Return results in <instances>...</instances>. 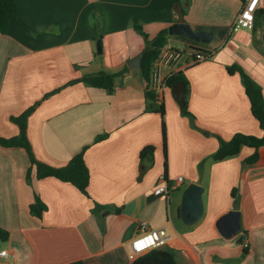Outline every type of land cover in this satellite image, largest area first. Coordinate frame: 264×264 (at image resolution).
<instances>
[{"label":"crops","instance_id":"crops-1","mask_svg":"<svg viewBox=\"0 0 264 264\" xmlns=\"http://www.w3.org/2000/svg\"><path fill=\"white\" fill-rule=\"evenodd\" d=\"M17 2L18 20L0 32V136L18 135L12 116L40 101L28 123L35 155L60 167L87 147L91 182L86 195L56 177L39 179L35 169L28 175L27 150L0 142V226L10 232L7 241H0V251L9 252L0 256V264H130L131 241L143 221L167 226L165 245L179 251L183 264H264V146L255 162H246L257 150L246 145L238 156L208 161L200 169L219 149L220 138L231 140L238 132L263 135L241 73L228 70L240 65L264 92V25L231 29L247 1ZM177 2L194 29L214 33L210 42L177 36L211 54L195 62V52L185 51L176 69L190 82L189 109L195 118L182 114L170 87L159 100L150 99L141 70L128 64L147 45L136 27L156 37L177 22ZM100 72L117 74L113 89L83 79ZM147 145L156 147L154 162L142 174L141 151ZM163 174L169 190L157 194ZM192 182L205 186V213L189 225L181 206ZM235 187L242 230L227 238L217 221L237 209ZM37 195L48 206L42 217L31 211ZM97 204L101 207L95 210Z\"/></svg>","mask_w":264,"mask_h":264},{"label":"trees","instance_id":"trees-1","mask_svg":"<svg viewBox=\"0 0 264 264\" xmlns=\"http://www.w3.org/2000/svg\"><path fill=\"white\" fill-rule=\"evenodd\" d=\"M247 1V0H243ZM264 15V8H258L256 12V25L262 23V17ZM18 20V2L17 0H0V32H6L13 21ZM256 27V26H255ZM139 33H141L146 39V53L143 59V67L141 69L142 76L144 80L147 82V94L150 99L159 100L160 96L157 91L152 87V72L154 68V62L159 55L161 49L166 46L168 37L170 36L169 29H163L159 34L151 38L149 33L146 32L143 26L136 27ZM184 37V36H182ZM195 48V53H192V58L195 62H200L204 60L202 57L207 59L211 56L208 50L202 48ZM127 69L128 66H127ZM228 70L231 73L240 72L242 75L243 84L246 89V93L249 96L251 101V109L253 115L258 119L261 128L263 129V135L257 136L253 134H246L242 132L236 133L231 140H225L220 138V147L217 151H215L208 158L203 160L200 164V169L202 170L204 164L208 161L217 162L229 159L231 157L238 156L243 147L248 145L255 147L256 152L249 157L246 162H255L259 159L260 147L264 146V92L262 86L248 73L246 72L240 65L235 64L228 66ZM117 74L109 73V72H100L97 74H91L83 77L85 81L89 84L102 87L106 89H113L114 82ZM183 81L187 85V97L186 104L181 106L182 114L189 115L195 118L194 114L189 109V100L188 95L190 92V82L187 79L184 72H176L169 80V84L172 86L176 81ZM53 93V92H52ZM52 93H49L45 96V98L49 97ZM40 104V101L29 107L23 113L19 115L12 116V121L15 122L20 127V133L13 137H3L0 136V142L4 146L12 147V146H21L24 147L30 157L31 167L29 168L28 175L32 173L35 169L37 177L39 179L47 178V177H56L62 181L70 182L75 185L78 189H80L84 194L90 195L89 193V185L91 182V171L85 159V152L87 147L74 156L66 165L64 166H54L52 164L46 163L37 158L34 153L32 143L29 139L28 135V123L29 117L36 110L37 106ZM164 116L166 113L165 105L162 103L160 105L159 110ZM105 135L99 137V140L104 138ZM163 137H164V145L165 152L167 157V127L165 123V119L163 120ZM156 147L154 145H147L141 151V161L143 165L146 167H150L154 162V153ZM168 164L166 158V166ZM143 174V173H142ZM233 197L235 206L238 209L239 204V188L235 187L233 189ZM101 205L97 204L95 210L100 208ZM48 208L47 204L41 199L39 195L36 196V201L31 205V211L33 214L42 217L44 211ZM10 237L9 230L0 226V241H7ZM249 252L248 248H245V253ZM65 264H86L82 260L72 261ZM130 264H183L179 260V251L175 248H172L168 245H162L156 248L151 249L147 253L140 256L138 259L132 261Z\"/></svg>","mask_w":264,"mask_h":264},{"label":"built area","instance_id":"built-area-1","mask_svg":"<svg viewBox=\"0 0 264 264\" xmlns=\"http://www.w3.org/2000/svg\"><path fill=\"white\" fill-rule=\"evenodd\" d=\"M260 0H247L239 16L232 26V32H236L242 28L253 30L256 25V12L259 8ZM186 55L184 50L164 46L159 52L158 57L154 62L152 72V87L157 91L159 96H162L164 91L171 87L169 84L170 78L177 72L178 63ZM205 59V57H202ZM180 176L178 181H182ZM163 183L160 184L155 192L157 194L165 193L169 190V185L166 183V175H162ZM169 238L167 226H152L148 222L143 221L140 225V230L131 241V248L129 251V258L134 261L143 254L147 253L153 248L165 245ZM245 248L251 250V246L246 241ZM0 256H9L7 250L0 251Z\"/></svg>","mask_w":264,"mask_h":264},{"label":"water","instance_id":"water-1","mask_svg":"<svg viewBox=\"0 0 264 264\" xmlns=\"http://www.w3.org/2000/svg\"><path fill=\"white\" fill-rule=\"evenodd\" d=\"M178 3L176 10L179 13L177 22L169 26L170 35L184 36L188 39L201 42H210L214 37V33L210 30H196L193 28L185 18L184 6ZM264 25V15L262 17ZM264 40V35H263ZM98 51L103 52V40L98 41ZM146 50L141 51L138 55L131 58L129 67L131 69L141 70L143 67V59ZM77 81V80H76ZM170 88L176 100L181 106L186 104L187 85L183 81H176ZM146 171V166H142V173ZM205 186L198 182L190 183L184 191L183 201L181 206V217L183 221L189 225L197 223L205 213L204 201ZM217 226L220 232L227 238L235 237L242 230L241 211L233 209L222 215L218 221Z\"/></svg>","mask_w":264,"mask_h":264},{"label":"rangeland","instance_id":"rangeland-1","mask_svg":"<svg viewBox=\"0 0 264 264\" xmlns=\"http://www.w3.org/2000/svg\"><path fill=\"white\" fill-rule=\"evenodd\" d=\"M263 40V39H262ZM169 45L172 47L179 48L186 52H195L196 49L192 48L191 45L177 37V35H171L170 40L168 41Z\"/></svg>","mask_w":264,"mask_h":264}]
</instances>
